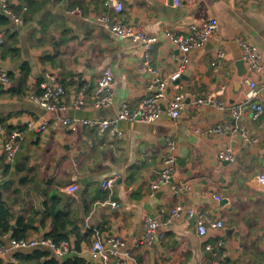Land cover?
<instances>
[{
	"label": "crops",
	"instance_id": "crops-1",
	"mask_svg": "<svg viewBox=\"0 0 264 264\" xmlns=\"http://www.w3.org/2000/svg\"><path fill=\"white\" fill-rule=\"evenodd\" d=\"M105 1L10 0L23 24L17 26L7 17V37L0 47V68L10 77L7 85H0L4 129L0 132V205L12 215L11 230L3 234L0 230V241L13 238L17 221L23 218L31 226L23 239L54 240L53 236L64 235L72 247L63 259L46 248L34 249L47 255L23 264L51 260L61 264L74 259L102 264L91 259L89 250L95 240L105 243L110 238L120 241V253L135 259H128L127 264H214L206 245L218 240L224 242V257L218 264H264V186L258 180L264 175V115L251 118L252 105H264V89L260 76L247 72L237 40L247 39L264 60V0H199L192 6L185 0L180 6L174 0H109L123 4L118 15L104 7ZM74 8L81 14L67 13ZM108 12L159 38L150 54V68L142 44L120 39L95 22L98 15ZM208 21H215L218 30L202 49L188 54L184 73L166 91V101L176 92L185 96L178 120L164 116L152 124L120 122V137L81 124L72 131L63 124L65 118L114 119L122 104L136 107L150 94L151 84L182 63L181 52L165 33L185 35L190 26ZM219 51L225 56L215 70ZM107 67L115 78L114 100L110 107L98 110L93 106V91ZM47 71L57 74L66 88L67 103L76 90L85 88V106L53 112L36 105L32 97L41 92ZM246 78L260 87L257 100H247ZM209 95L226 109L196 104ZM233 106H241L242 118L231 116ZM29 122L45 129L26 130L18 140L14 161L8 163L3 153L6 135L14 129L25 130ZM218 125L243 129L258 142L249 145L239 133L203 134ZM166 138L176 145L173 181L188 183L190 190L175 194L166 186L151 197L149 186L162 170ZM226 149L234 152L233 163L218 159V153ZM113 178L112 188L103 186ZM68 186H76L77 191L68 193ZM176 205L206 214L211 223L222 221L224 227L215 229L208 223L206 235L199 236L196 219L183 213L159 229L163 238L144 243L146 219L163 223ZM34 250L12 252L15 263L9 256L0 260L22 264L16 255Z\"/></svg>",
	"mask_w": 264,
	"mask_h": 264
},
{
	"label": "built area",
	"instance_id": "built-area-1",
	"mask_svg": "<svg viewBox=\"0 0 264 264\" xmlns=\"http://www.w3.org/2000/svg\"><path fill=\"white\" fill-rule=\"evenodd\" d=\"M184 0H174L176 6H180ZM199 0H185L191 6L195 5ZM104 7L112 10L116 15L120 14L124 7L120 2L105 1ZM24 11L26 8L23 9ZM70 15L81 14L79 8H74L67 12ZM0 14L10 18L12 22L19 26L23 24L22 17L13 12L10 7V0H0ZM116 17V18H115ZM112 16L109 12L98 15L95 18V22L100 25L104 30L110 32L114 36L124 39L132 40L135 43L142 44L144 46V59L146 65L149 67L150 54L154 48V45L158 42L157 36H151L144 32L141 27L133 26L128 23H124L117 16ZM218 30V24L215 21H208L198 25L190 26L188 32L185 35H178L171 31H167L165 36L172 41L178 50L182 54V63L179 68L171 73L164 74L161 78H158L155 83L151 84L148 89L150 94L142 99L136 107H131L129 104L124 103L121 105L117 116L114 119H83V120H71L65 118L62 122L65 126H69L72 131L77 130L78 124L97 129L102 134H108L109 136H122V132L118 128L120 122H142L146 124H152L161 120L164 116L171 121H176L180 118L182 111L185 108V96L181 92H176L171 99L166 101V91L170 83L176 82L180 79L186 69L188 54L197 49H202L210 40V38ZM7 37V30L3 24H0V47L4 45ZM238 43L242 48V60L246 66V70L249 74H256L261 78V86L264 89V60L262 59L259 49L252 45L247 39L238 38ZM224 52L219 51L216 55V59L213 63L214 69L217 70L222 64L224 59ZM152 73H155L149 69ZM43 83L41 85V92L34 97L32 101L47 111H61L65 112L71 109H82L88 96L85 88L76 90L73 93V100L71 103H67L65 98L67 97L66 88L60 83L57 74L52 71H47L43 75ZM10 82L9 72L0 68V85H7ZM245 83L248 87L246 98L248 101L257 100L261 94V89L258 87L256 81L249 78L245 79ZM115 95V78L111 68L107 67L97 79L96 87L93 91V106L95 109L101 110L110 107L113 104ZM210 104L215 106L218 110L223 111L226 106L221 101H217L214 95L207 96L204 100L196 102V104ZM163 107V108H162ZM231 116L235 119L242 118L243 112L241 106H233L230 110ZM264 115V105L260 103H254L252 105L251 118L257 120L260 116ZM44 126H35L32 122L27 123L25 130L14 129L11 130L5 137L3 142V153L8 163L14 161L18 151V140L21 139L26 130H34L41 132L44 130ZM3 126L0 125V132L3 131ZM226 133H239L247 144L252 145L258 142L257 138H250L248 132L243 129L230 128L227 125H218L210 127L203 131L206 136L224 135ZM166 153L162 161V170L158 177L151 182L149 186V195L154 197L163 187L170 186L175 194H183L190 190L188 183H174V176L177 170V160L174 155L176 149L175 142L170 139H165ZM218 159L220 161H226L233 163L235 161V154L231 149H226L218 153ZM260 184L264 186V175L258 177ZM115 179H109L103 183L106 188H112L114 186ZM66 191L70 194H74L77 191L76 186H68ZM216 200H220L219 197H215ZM112 206L116 207L117 204L113 203ZM185 213L187 217L196 219L197 232L199 236H205L207 233L206 225L210 223L215 229H223L224 225L222 221L211 223L208 216L200 211H194L191 209H184L181 205H176L170 211L169 217L163 223L158 222L155 219L148 218L144 227V243L151 244L160 237L159 229L163 226H169L175 220H177L181 214ZM6 242L0 241V257L9 256L12 252L17 250H34L40 248H46L57 258L63 259L71 253L72 247L67 240L55 242L50 238H37V239H16L6 236ZM224 242L218 240L215 245H206V250L212 253L215 258L214 264H218L224 257L221 254ZM121 243L116 238H110L107 242L95 240L89 250L91 259L101 262L102 264H127L126 261L135 259L129 253H120ZM11 263H15L16 260L13 256L10 257Z\"/></svg>",
	"mask_w": 264,
	"mask_h": 264
},
{
	"label": "trees",
	"instance_id": "trees-1",
	"mask_svg": "<svg viewBox=\"0 0 264 264\" xmlns=\"http://www.w3.org/2000/svg\"><path fill=\"white\" fill-rule=\"evenodd\" d=\"M8 22V19L6 16L0 14V24H6ZM11 213L10 211H8L7 209L3 208L0 205V230L3 233H7L10 232L11 230V225L9 224V220L11 218ZM31 227V226H30ZM29 225L24 224V219L23 218H19L17 221V226L15 227V229L13 230V238L16 239H21L25 236V232L30 228ZM1 234V235H2ZM55 242H60L66 239V236L62 235V236H53ZM1 239V236H0ZM47 255L46 253H43L40 250H34L31 253H21V254H17L16 258L18 259V262L20 263H24L26 262H37L40 260L41 257ZM0 264H3L2 260H0ZM19 264V263H18ZM46 264H58L57 261L55 260H51L49 262H47ZM61 264H85V262H82V260H78V259H74V260H67Z\"/></svg>",
	"mask_w": 264,
	"mask_h": 264
},
{
	"label": "water",
	"instance_id": "water-1",
	"mask_svg": "<svg viewBox=\"0 0 264 264\" xmlns=\"http://www.w3.org/2000/svg\"><path fill=\"white\" fill-rule=\"evenodd\" d=\"M239 66H241V64H239ZM241 73H242V68H241ZM87 180L84 179V181H82V184H84ZM0 234H1V231H0Z\"/></svg>",
	"mask_w": 264,
	"mask_h": 264
}]
</instances>
